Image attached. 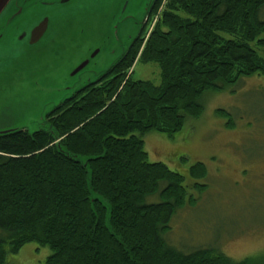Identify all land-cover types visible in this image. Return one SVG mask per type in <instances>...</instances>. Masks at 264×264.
<instances>
[{
  "label": "trees",
  "instance_id": "1",
  "mask_svg": "<svg viewBox=\"0 0 264 264\" xmlns=\"http://www.w3.org/2000/svg\"><path fill=\"white\" fill-rule=\"evenodd\" d=\"M255 47L264 51V0H154L125 53L94 83L39 129L0 134V264L28 242L51 250L44 264H264V253L233 260L166 243L169 221L192 198L181 174L148 160L143 141L199 118L204 93L264 75ZM140 61L158 65L160 84L131 78ZM190 174L205 178L206 166L196 162ZM150 195L158 201L146 202Z\"/></svg>",
  "mask_w": 264,
  "mask_h": 264
},
{
  "label": "rangeland",
  "instance_id": "2",
  "mask_svg": "<svg viewBox=\"0 0 264 264\" xmlns=\"http://www.w3.org/2000/svg\"><path fill=\"white\" fill-rule=\"evenodd\" d=\"M73 1L92 6L97 14L83 12L72 34L55 41H45L44 37L24 54L17 51L22 46L11 42L0 46L2 126L17 125L29 131L39 128L46 112L74 90L95 80L121 56L138 34L149 0H105L100 5L90 4L91 0ZM110 4L118 9L111 18L102 17ZM125 13L134 19H123ZM56 16L51 15L53 19ZM255 48L264 57V51ZM95 50L98 51L92 56ZM85 60L87 65L70 76L69 72ZM131 78L161 83L160 69L153 62L135 63ZM200 102V117L187 118L172 137L157 131L143 136L148 160L163 162L181 174L187 198H192L191 205L172 216L163 237L168 245L183 252L212 247L233 260L262 254L264 75L241 77L222 91L204 93ZM218 110L226 114H219ZM26 117L31 122L21 123ZM196 162L206 166L205 178L190 174ZM199 184L206 187L198 189ZM155 201L156 195L146 198V202ZM50 254L47 246L28 242L16 254H9L8 260L11 264H44Z\"/></svg>",
  "mask_w": 264,
  "mask_h": 264
},
{
  "label": "flooded vegetation",
  "instance_id": "3",
  "mask_svg": "<svg viewBox=\"0 0 264 264\" xmlns=\"http://www.w3.org/2000/svg\"><path fill=\"white\" fill-rule=\"evenodd\" d=\"M105 0H91L90 4L100 5ZM64 8L63 11H60ZM92 10L90 5H77L73 0H11L0 15V46L11 42L25 53L41 43L45 37L55 41L69 35L77 26L76 20L84 12ZM57 14L53 19L52 14ZM47 19V28L43 36L34 45L29 44L34 27ZM6 49V48H5ZM20 53V54H21ZM6 121H4V124ZM0 127H7L0 123Z\"/></svg>",
  "mask_w": 264,
  "mask_h": 264
},
{
  "label": "water",
  "instance_id": "4",
  "mask_svg": "<svg viewBox=\"0 0 264 264\" xmlns=\"http://www.w3.org/2000/svg\"><path fill=\"white\" fill-rule=\"evenodd\" d=\"M10 1L11 0H0V15H1V13L4 11V9L7 7V5L10 3ZM153 1L154 0H149L148 2H147V4H146V6H145V9H144V16H143V19L139 22V31H138V33L140 32V30H141V28H142V26H143V24L145 23V21H146V19H147V16H148V12H149V10H150V7H151V4L153 3ZM118 9V6L117 5H115V4H110L109 5V7L108 8H106V10L102 13V17H104V18H111L113 15H114V12L116 11ZM89 13L92 15V16H94L95 14H97V12L95 11V13H94V10H91V11H89ZM134 19L133 18V16H132V14H128L127 15V13H125V15L123 16V19ZM81 21L79 20V18L76 20V23H77V25H79V23H80ZM137 22V21H136ZM77 27V26H76ZM76 27H75V29H76ZM46 28H47V19L45 18L41 23H39L36 27H34L33 28V30L31 31V34H30V40H29V44H31V45H34L35 43H37L38 42V40L43 36V34H44V32H45V30H46ZM75 29H73L72 31H71V33L70 34H72L74 31H75ZM69 34V35H70ZM138 35V34H137ZM136 35V36H137ZM135 36V37H136ZM135 37L133 38V39H135ZM133 39H132V41H133ZM131 41V42H132ZM130 42V43H131ZM130 45V44H129ZM128 45V46H129ZM128 46H127V48H128ZM127 48L123 51V53L121 54V56L125 53V51L127 50ZM33 49V48H32ZM29 50H31V49H29ZM29 50H27L26 52H28ZM98 50H95L94 52H92V56H94L95 54H96V52H97ZM25 52V53H26ZM24 54V53H23ZM20 55V54H19ZM120 56V57H121ZM120 57H118L105 71H103V72H101L99 75H98V77L95 79V80H92V81H90V82H88L87 84H89V83H94L102 74H104L115 62H117L119 59H120ZM87 63H88V60H85V61H83L82 63H80L76 68H74L71 72H69V75L70 76H73V75H75L76 73H78L80 70H82L86 65H87ZM87 84H85V85H87ZM85 85H83L82 87H84ZM81 87V88H82ZM81 88H79V89H81ZM79 89H77V90H79ZM77 90H74L72 93H70L68 96H66V97H64L58 104H56V105H54L53 107H52V109H54L56 106H58L61 102H63L65 99H67V98H69L70 96H72L73 95V93H75ZM51 109V110H52ZM50 110V111H51ZM50 111H48V112H46L45 114H44V116L41 118V121H40V124H42V123H44L45 122V119H46V115L50 112ZM31 118H29V117H26V118H24V119H22V121H21V123H30L31 122ZM18 124V123H17ZM42 126V125H41ZM40 126V127H41ZM39 127V128H40ZM39 128H37V129H39ZM37 129H35V130H37ZM18 130H21V128H19L17 125L15 126V127H0V134H6V133H10V132H13V131H18ZM35 130H33V131H35ZM33 131H30V132H33ZM83 162L85 161V158H82L81 159ZM85 163V162H84Z\"/></svg>",
  "mask_w": 264,
  "mask_h": 264
},
{
  "label": "built area",
  "instance_id": "5",
  "mask_svg": "<svg viewBox=\"0 0 264 264\" xmlns=\"http://www.w3.org/2000/svg\"><path fill=\"white\" fill-rule=\"evenodd\" d=\"M165 1V0H164ZM158 14H159V12H157ZM157 17H158V15L155 17V19H154V21L153 22H155V20L157 19Z\"/></svg>",
  "mask_w": 264,
  "mask_h": 264
}]
</instances>
